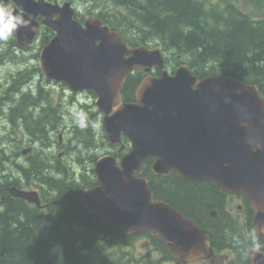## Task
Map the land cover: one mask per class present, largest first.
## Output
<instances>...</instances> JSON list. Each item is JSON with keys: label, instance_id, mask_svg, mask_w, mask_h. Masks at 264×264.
<instances>
[{"label": "water", "instance_id": "95a60500", "mask_svg": "<svg viewBox=\"0 0 264 264\" xmlns=\"http://www.w3.org/2000/svg\"><path fill=\"white\" fill-rule=\"evenodd\" d=\"M15 1L33 17L43 14L58 33L42 54L45 74L74 90L94 89L108 139L118 144L123 132L131 139L122 169L112 159L96 168L100 186L85 195L92 212L128 235L152 232L180 261L207 256L209 236L172 206L153 201L147 180L136 176L154 158L156 175L174 170L188 182L206 180L221 191L244 194L255 213L253 227L264 229V99L256 87L230 78L200 81L182 66L174 77L164 72L161 79L146 78L136 94L139 104H122L121 88L132 70L163 68L160 50L128 49L99 20H89L84 29L69 7ZM21 14L28 27L16 35L31 41L37 25ZM14 195L40 206L36 193ZM258 233L264 239V232ZM250 252L252 264H264L263 253Z\"/></svg>", "mask_w": 264, "mask_h": 264}, {"label": "trees", "instance_id": "16d2710c", "mask_svg": "<svg viewBox=\"0 0 264 264\" xmlns=\"http://www.w3.org/2000/svg\"><path fill=\"white\" fill-rule=\"evenodd\" d=\"M109 1L123 7L127 15L121 11L116 14L105 11L107 15L99 12V16L119 30L131 46L157 45L168 54L171 66L180 63V57L200 79L232 77L257 86L264 94V17L255 19L239 7L241 3L246 4L264 14V0H217L221 6L215 4L209 9L200 0H91L92 6H103V10ZM232 1L238 4L234 5ZM143 77V73L137 72L127 79L123 88L127 100L134 98L135 88ZM27 99L24 97L23 100ZM34 100L37 98L32 97L26 102ZM27 103L16 100L11 104L31 111L28 121L24 118L25 125L20 116H13L12 127L29 135L40 132L36 136L41 141H48L46 127L54 118ZM38 115L46 116L49 123H40ZM87 128L92 132V126ZM85 129L76 125L73 133ZM78 156L81 160L88 158L84 152ZM152 162L153 159L146 162L141 176L148 179L154 199L173 206L185 217L193 219L202 230L210 229L215 249L231 248L237 258L241 256V264H249L248 249L247 258L242 259L245 247L234 246L227 235L230 232L243 237L247 232L242 234V229L225 212V193L207 181L189 183L175 172L167 177L156 176L151 171ZM64 168L54 167L42 155L34 153L26 166H11L0 172V177L7 178L6 184L2 182L4 178H0V264H137L128 253H125L126 257H116L118 252L113 247L125 251L142 237L149 238L161 252L159 264L171 260L166 245L159 243L152 233L125 235L74 203L73 194L78 193L75 179L70 180L72 172L66 166ZM21 173L26 179L25 187L31 186L35 175L43 176L40 180L46 181L49 190H56L55 196L60 203L48 208L49 215L55 219L43 220L39 208L25 207L22 200L5 191V187L17 183L22 187L21 176H18ZM213 211L218 214L211 219L209 214ZM251 226L252 219L244 228L249 231ZM99 237L103 238L100 242ZM258 237L264 243L259 233Z\"/></svg>", "mask_w": 264, "mask_h": 264}, {"label": "bare ground", "instance_id": "6f19581e", "mask_svg": "<svg viewBox=\"0 0 264 264\" xmlns=\"http://www.w3.org/2000/svg\"><path fill=\"white\" fill-rule=\"evenodd\" d=\"M109 2H111V1H109ZM200 2L204 3L203 5L207 9H209L212 5L215 6V4L221 6V3H219L217 0H200ZM239 7L243 8V11L245 13L251 14L255 19H260L261 17H264V14L260 10H258V9L254 10V8L251 6H248L246 4L241 3V4H239ZM245 7L250 8L251 11L246 10ZM97 8H98V11L101 12L103 15L104 14L107 15L105 13V11L101 8L100 5H98ZM254 15H256V16H254ZM15 58H16V56L9 52V45L8 44H0V69L2 67H4L6 64H8L11 67L15 66ZM172 63H173V61H172ZM206 78L207 77L202 78V79H206ZM35 80H38L40 83L44 84V86H47V83L44 82L40 77H38V75L36 74L35 67H33V66H31V67L29 66V68L25 69L24 71L21 69L12 71V74L10 76H5L4 78H1V75H0V94H1L0 95V97H1L0 102L3 103L5 100H7L9 102V107H8L9 109L6 110V114L8 113V115H5L6 118L8 117L9 122L10 121L12 122L13 116H18V117L20 116L19 118L22 120V125H25L24 123L28 121L27 118L31 114V111L22 110V107L20 105L18 106V108L15 105L11 106V104L16 102V100L17 101L21 100L22 102L26 103V101H24L23 99H24V97H27L28 94H30L31 98L36 97L37 100L42 99L43 103L39 107L43 108L44 110H48L52 113V111L49 110V108L47 107L46 97L43 95H40L37 92H35L34 90H32ZM13 93H18V94H21L22 96L15 98ZM69 98H71V101H72L71 109L74 110V105L78 102V98L73 96V95L69 96ZM35 105L37 106L38 104L35 102ZM6 106L7 105H4L3 108H5ZM36 108L38 109V107H36ZM59 109H62L63 111H65L64 106H62L61 104L59 106ZM80 110H82L86 114H89V112H90V108H87V107H82ZM57 112L60 114L59 110ZM70 113H72V111H70ZM24 118H26L27 121H25ZM53 121L54 120H52V122ZM52 122H50V125L46 127V134L47 135H50L53 133L54 127H59L63 124V123H60V124L59 123H53L52 124ZM74 128H75V126L72 127V129L69 131V135L73 133ZM22 133H24V132H22ZM39 133L40 132H38L37 134H39ZM24 134L29 137L30 145L32 143H35V144L41 143L44 146L46 145L45 147H47L49 150L55 148V146H53L54 144H56V147L59 145V139L58 138L53 139V140H48V141H41V139L38 136H36L37 134L34 136L29 135L27 133H24ZM5 144H6V141L4 140L0 143V146L2 148H4V147H6ZM33 147H35V146H33ZM42 148H44V147H42ZM5 151L6 150L4 149V152ZM24 151H27V152L24 154L23 153ZM19 156H20V158H26V162L24 164L26 166L28 163V159L31 157V154H30L29 150H27V148H24L20 153H18V152L12 153L9 156H5L4 158L8 159L10 157L9 158L10 160L11 159L16 160L17 157H19ZM88 159L89 158L84 159L79 163L80 164H87ZM17 165H19V164H17ZM74 170L75 169L72 168V170H71L72 173H70V174H74L73 173ZM25 181L26 180H22V178H21V183H23L22 187H21V185L18 186L19 183H17L18 185H10V186L5 187V191L8 192L11 197H13L15 199L22 200L23 205L25 207H29V208H31L30 206H32L33 203L29 202L28 199L25 197L14 195V193L17 194L18 192H20V193H25V194H27V193H36L37 194L38 192H42L45 195V197H44L45 206H43L45 209H43V211L41 210V214H39L40 212L38 214H39V216L40 215L42 216L43 220H46L49 217H51L52 219H55L54 216L49 215V212H48L49 209L48 208L50 207L51 204L60 203V200L56 199L55 195L53 196L51 194V190H49L50 193L48 191H46L45 188H49L47 186L48 184L47 185L43 184V181H37V180L32 181L30 188L36 187L37 189H40V191H39V190H35V189H26L25 183H24ZM94 181H95V177H93L89 174H83L82 176L79 175L78 178H75V180H74V182L76 184L75 185V187H76L75 191L78 193L73 194L72 201L74 203L80 204L87 212L97 216L102 222H105L100 218V216L98 214L92 212L89 209V207L85 201L86 189L89 188L90 186L94 185ZM37 182L38 183L41 182V183L37 184ZM4 184H6V183H4ZM77 230L79 231L80 229H77ZM101 239H103V238L99 237L98 242H100ZM118 249H119V251L121 250V248H118Z\"/></svg>", "mask_w": 264, "mask_h": 264}, {"label": "rangeland", "instance_id": "374dc122", "mask_svg": "<svg viewBox=\"0 0 264 264\" xmlns=\"http://www.w3.org/2000/svg\"><path fill=\"white\" fill-rule=\"evenodd\" d=\"M76 3L79 6V8L81 9L82 8V4H83V0H77ZM245 9L248 10V11H251V9L248 8V7H245ZM254 16H256V15H254ZM27 68H29V66L28 67H26V66H19L18 68H17L16 65L15 66H12V67L9 66L10 71L7 74V76H10L12 74V71L19 70V69H21V70L24 71ZM4 77L5 76H1V78H4ZM55 92L60 93L61 92V88L58 87L57 89H55ZM14 96H15V98H18L16 95H14ZM26 98H28L26 100L28 102V101H30L31 96H27ZM0 99H1V97H0ZM81 99L84 100V101H87L89 104L92 102V98L89 95H87V94H85V95L83 94L81 96ZM68 101H70V104H68L67 106H66L65 103H62L61 104L62 106H64L65 111H63L62 109H59V112H60V116L67 117V119L69 121V118H72V116L70 114V111H73V109H71V103H72L71 98L68 97ZM35 102L38 104L37 106L35 105ZM42 103H43L42 102V99H39V100L34 101V102L31 101V103H27V104L29 106H32V107H39ZM4 105H7L6 107L8 108L9 107V102L7 100H5L3 103L0 102V125L11 127L12 126V122L11 121L9 122L8 121V117L6 118V116H5V115H7L6 114L7 108L6 107L3 108ZM16 107L18 108V106H16ZM45 111H46V113H51L48 110H45ZM34 114H36V113H34ZM37 118H38L39 122L42 123V124L49 123L47 121L46 116H44V115H38ZM70 122L72 124H74L73 120H71ZM65 125L68 126L69 123L68 124H65ZM0 127H2V126H0ZM42 127H41V129H42ZM71 129H72V126L66 128L65 132L69 135V131ZM7 132H9V129L8 130H5L3 132H1V129H0V143L2 142V139H4L6 141V144H5L6 147L2 148L0 146V164H1L0 165V172L2 170L5 171L6 169H10L11 166H15L16 167L17 164H19L21 166H25L24 164L26 162V158H20V156H19V157H17L16 160H12L11 159L12 160L11 161L9 159L10 157L8 159H6L4 157L5 156H9L12 153H17V152L20 153L24 148H26L27 146L30 145V143H29V137L27 135H25L24 133H22L21 131H20V133H18L17 135H14V136L7 135L6 134ZM54 137L55 136H52L51 135V140H53ZM15 145H18V146L17 147H14ZM31 146H35V147L38 146L39 147V151L37 152V154L38 155H42L45 158V160H48V162L51 163L50 158L48 156L49 149L47 147H45L46 145L44 146L41 143H37V144L32 143ZM53 146L56 147V144H54ZM42 147H44V148H42ZM4 149L6 150L5 151L6 154H3ZM80 165L83 166V165H87V164H80ZM74 169L75 170L73 171V173L75 175L74 174H70V176H69L70 180H74L75 178H78L79 175L80 176L83 175V174H78V173L81 172L82 167L76 166V167H74ZM16 175H18V174H16ZM2 176L0 177L1 179L4 178ZM18 176H21L22 180H26L23 173H21ZM40 178H43V176L41 177V176H35L34 175V177L32 178V180L33 181L34 180L41 181ZM6 179L7 178L5 177L2 182L5 183ZM45 182L46 181H43V184H46ZM39 183H41V182H39ZM39 183L37 182V184H39ZM3 186H4V184H3ZM26 189H35V190H39L40 191V189H37L36 187H32V188L26 187ZM45 189H46V191H48L50 193V191H49L50 188H45ZM54 191H56V190H54V189L51 190V194L53 196L55 195V192ZM101 241H102V239H101ZM117 252H118V254L116 255V257H119V258H121L122 256H125V253L130 254L137 264H159L158 261L162 257L161 252L158 251L156 249V246L151 242V240H149L146 237L138 238L136 240L135 245L133 247L126 248L125 251L123 249H121L119 251V249H118ZM161 264H178V263L177 262H163Z\"/></svg>", "mask_w": 264, "mask_h": 264}, {"label": "clouds", "instance_id": "9594fccd", "mask_svg": "<svg viewBox=\"0 0 264 264\" xmlns=\"http://www.w3.org/2000/svg\"><path fill=\"white\" fill-rule=\"evenodd\" d=\"M22 27H28V22L14 7L13 0H0V41L9 40ZM73 122L81 129H85L90 124H94L82 110H73ZM258 231L264 232V229L253 227L243 237L230 232L227 233L234 246L238 248L245 247L242 259L247 258V249L255 253L264 251V243L260 241Z\"/></svg>", "mask_w": 264, "mask_h": 264}, {"label": "flooded vegetation", "instance_id": "af4514ba", "mask_svg": "<svg viewBox=\"0 0 264 264\" xmlns=\"http://www.w3.org/2000/svg\"><path fill=\"white\" fill-rule=\"evenodd\" d=\"M38 20L39 22L41 21L43 22V18L41 17L38 18ZM53 35H54V32L51 29L41 24L40 36L42 37V41H47L51 39ZM6 74H7V68L2 67L0 69V75L5 76ZM224 198H225V201H224L225 212L229 215L233 223L235 222L234 224L242 229L241 230L242 234L243 232H247L248 230L244 228V226L245 224H247L248 221L250 222L251 219L253 220V217H254L249 201L241 194H225ZM211 213L209 214V218L214 219L215 216L212 217ZM252 226H253V222H252ZM208 230L211 231L210 229ZM212 241H213V236H212ZM241 254H244V253L242 252ZM240 257L241 256L239 255L237 259L230 260L229 254L227 253V251L226 252L225 251L215 252V241H213L210 254L207 258H203L199 261H193V262L185 261L182 264H241L239 260ZM249 264H251V260L249 261Z\"/></svg>", "mask_w": 264, "mask_h": 264}]
</instances>
